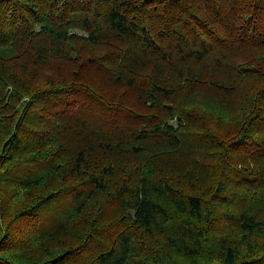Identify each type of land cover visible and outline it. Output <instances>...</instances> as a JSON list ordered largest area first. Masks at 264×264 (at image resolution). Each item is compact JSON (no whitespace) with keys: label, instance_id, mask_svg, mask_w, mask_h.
<instances>
[{"label":"trees","instance_id":"obj_1","mask_svg":"<svg viewBox=\"0 0 264 264\" xmlns=\"http://www.w3.org/2000/svg\"><path fill=\"white\" fill-rule=\"evenodd\" d=\"M0 264H264V0H0Z\"/></svg>","mask_w":264,"mask_h":264}]
</instances>
